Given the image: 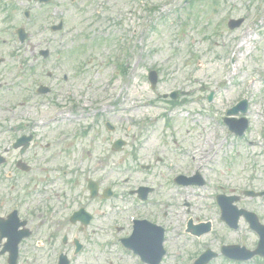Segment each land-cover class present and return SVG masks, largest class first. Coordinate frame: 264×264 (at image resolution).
Here are the masks:
<instances>
[{"label": "rangeland", "instance_id": "obj_1", "mask_svg": "<svg viewBox=\"0 0 264 264\" xmlns=\"http://www.w3.org/2000/svg\"><path fill=\"white\" fill-rule=\"evenodd\" d=\"M47 9L57 10L59 17L64 14V35L54 34L50 25L42 33L36 24L27 27L29 41L19 58L9 57L15 47L3 45L0 39V56L7 60L0 65V150L11 147L15 138L2 135V125L20 121L30 124L27 131L44 144L25 155L29 162L40 164L36 170L12 174L3 183V193L19 195L20 189L30 187L29 181L38 183L39 191L57 182H83L90 172L102 186L119 184L115 189L125 199L108 202L98 212L153 214L166 223L175 241L164 264H186L206 249L219 252L224 244H239L241 234L246 235L247 248L254 250L258 240L245 219L240 220L239 234L220 224L214 196L242 197L237 207L256 213L264 225V198L240 194L249 187L264 190V0H76L74 6L68 0H55ZM231 19L243 24L230 30ZM59 20L47 19L52 25ZM8 23L17 25L21 17L0 10V29ZM59 38L63 41L58 43ZM41 51H49L48 60ZM119 64L127 68L125 75ZM150 71L159 75L155 90L148 80ZM49 73L55 75L51 80ZM41 86L54 90V95H37ZM67 91L69 99L78 102L75 110L80 117L74 121L62 116L71 109L70 102L63 100ZM172 93L179 97L173 100ZM241 100H247L248 112L233 117L246 118L249 129L242 137L230 134L226 143L221 142L224 124L215 118L227 117ZM107 123L117 128L116 133L106 130ZM118 140L126 146L111 152L110 146ZM52 141L59 143V155L45 147ZM220 143L225 145L219 155L213 156V150L211 160L207 159L206 152ZM11 156L17 158L16 152ZM197 173L206 181L204 186L172 183L178 175ZM136 185L155 188L156 204L136 212L137 203L129 195ZM96 208L93 205L92 211ZM189 218L210 222L213 231L200 239L187 235ZM29 245L21 264H33L34 257L40 264L53 263V257L46 262V251L37 253L27 249ZM86 261L92 262L81 254L73 264ZM210 264L237 263L222 256Z\"/></svg>", "mask_w": 264, "mask_h": 264}, {"label": "flooded vegetation", "instance_id": "obj_2", "mask_svg": "<svg viewBox=\"0 0 264 264\" xmlns=\"http://www.w3.org/2000/svg\"><path fill=\"white\" fill-rule=\"evenodd\" d=\"M44 1L50 2L36 4L35 0H21L22 3H35L40 9L44 6L48 8L50 4L55 2V0ZM12 8L13 11H16V6L12 5ZM47 19L45 17L44 24L50 25L49 29L52 31L51 28L54 25L49 24ZM4 122L7 123V121ZM7 124V126L2 125L4 127V130H1L3 131L2 135L7 134L9 137L14 136L15 138L11 147H4L3 150H0V160L4 159L3 164L0 165V264H12L13 262L21 264L23 250L27 244H30L27 249L33 248L37 253L46 251L48 253L45 256L46 262H49L53 257V264L56 262L58 264L60 256H65L69 264H73L74 258L81 254L88 255V259L92 260V262L86 261V264H100V259L105 264H131L130 260H134L135 264H151L153 257L143 260L138 254L153 253L151 248L157 241L160 242V246H163L165 252V256L159 264H164L165 260L170 257L171 245H173L171 242L175 241V237L170 235L166 223H162L158 218L159 216L143 213L132 217L119 214L109 216L108 212H105L106 209H103L104 212L103 210L98 212L99 208H103L108 202L112 203L114 200H120L123 197L115 189L120 186L119 184L111 185L113 187H105L98 182L95 185L91 184L90 172L84 174L83 182L78 180L65 183L57 182L53 187L39 191L38 183L31 185L32 181H29L27 184L30 187L20 189L19 195L13 196L12 193L5 195L2 191L3 183H7L13 178L12 174L17 172H24L25 174L34 172L37 168L35 166L40 164H37L34 159L29 162L26 157L33 149H43L44 147V144L37 140L36 135L27 131L30 124L21 121L14 125ZM105 126L107 130V125ZM116 131L117 128L113 127L110 133H116ZM22 138L29 139V142L19 144ZM52 142L54 144L48 143L45 147L51 148L52 153L59 155V152H56L59 150V143ZM116 142L112 144L113 152H116L113 149ZM7 143L9 145V142ZM12 152H16L17 158L11 156ZM25 155L27 156L25 157ZM87 156L90 157L89 153ZM41 167L46 169L43 164ZM60 167L61 165H58L57 169ZM63 175L67 174L63 172ZM64 176L62 177L65 178ZM93 186L97 190L95 197H92ZM142 187L151 190L145 201L140 199L138 193ZM12 188L16 189V184ZM249 188L242 189L240 194L245 198L248 197L244 195V192L254 191V188ZM130 189L129 195L137 203L135 209L138 210H135L136 212H140V207L146 208L156 204L153 199L155 188L136 185L135 188ZM260 192H264V190ZM221 195H226V193L217 194L216 199ZM109 196L110 198H108ZM237 197L239 202L242 201V197ZM93 205H97V208L92 211ZM217 207L219 208L218 203ZM247 211L252 212L249 209ZM144 222L161 227L164 234L152 230ZM222 224L229 230L225 223L222 222ZM184 229L185 233L191 237L196 239L203 237H195L189 233L187 224ZM230 245L244 246L242 244H224L221 247ZM202 253L203 251L200 254ZM222 256L225 260L237 264H247L252 260L255 264L264 262L263 258L256 257L249 262L242 263L227 258L222 253H216L215 259ZM32 260L33 264H40L37 257L32 258ZM126 260L127 263H124Z\"/></svg>", "mask_w": 264, "mask_h": 264}, {"label": "water", "instance_id": "obj_3", "mask_svg": "<svg viewBox=\"0 0 264 264\" xmlns=\"http://www.w3.org/2000/svg\"><path fill=\"white\" fill-rule=\"evenodd\" d=\"M241 23H242V21H231L230 22V27L232 29H234L236 27H239L241 25ZM150 79H151L152 83L155 85L156 82H157L156 73H151ZM246 104H247L246 102H243L239 108H236V109H234L232 111V114H237L239 111L246 112ZM245 128H246L245 125L240 126V128H238L235 132L237 134L241 135L243 133V131L245 130ZM184 183L185 184H189V183H191V184H199L197 182V180H195L194 182H184ZM231 203H232V200H227V199H223L222 198L221 207H222V210H223V219H225L231 226L236 227L237 221H238V219L240 217V213H236L235 212V208H233L231 206ZM247 219L251 222L253 228L255 230H257L260 233L261 237H262V241L260 243V247H259V249H258V251L256 253L261 254V255L264 256V227L259 226V224L257 223L256 219H254L253 216H247ZM204 228H205L204 230H201V231L197 230V231H195V233L197 235H201V234H203L205 232H208L210 230V226L209 225H207ZM227 251H228L227 253L230 255L231 254L230 253V249H228ZM152 252H153V250H152ZM143 255L146 258H151V257H154L155 254L153 252V253H144ZM212 257H213L212 254H210V252H209L208 254L203 256V258L200 259L196 264H207L211 260ZM231 257H234V256H231ZM236 258L246 259L245 257H236ZM153 264H157V262H155Z\"/></svg>", "mask_w": 264, "mask_h": 264}, {"label": "bare ground", "instance_id": "obj_4", "mask_svg": "<svg viewBox=\"0 0 264 264\" xmlns=\"http://www.w3.org/2000/svg\"><path fill=\"white\" fill-rule=\"evenodd\" d=\"M251 144L254 146V145H255V142H253V141H252V143H251ZM221 148H222V145H220V146H219V149H221ZM212 149H213V147H211V148H210V151H208V152H207V157H209V155H208V154H210V153H211ZM219 151H220V150H219ZM219 151H218V152H219Z\"/></svg>", "mask_w": 264, "mask_h": 264}]
</instances>
